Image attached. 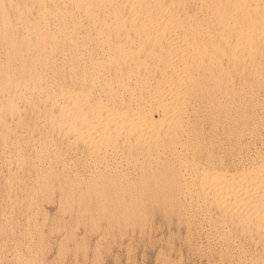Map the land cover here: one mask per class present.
<instances>
[{
    "label": "bare ground",
    "instance_id": "6f19581e",
    "mask_svg": "<svg viewBox=\"0 0 264 264\" xmlns=\"http://www.w3.org/2000/svg\"><path fill=\"white\" fill-rule=\"evenodd\" d=\"M0 167V264L42 243L7 214L27 175L35 220L54 188L80 216L127 198L264 264V0H0Z\"/></svg>",
    "mask_w": 264,
    "mask_h": 264
},
{
    "label": "rangeland",
    "instance_id": "374dc122",
    "mask_svg": "<svg viewBox=\"0 0 264 264\" xmlns=\"http://www.w3.org/2000/svg\"><path fill=\"white\" fill-rule=\"evenodd\" d=\"M221 136L219 128L218 138L222 139ZM0 172L5 173L4 167H0ZM29 178L27 175L22 180L16 192L18 203L12 211L7 209V214L12 217L9 216L14 226L12 234L17 240L26 231L35 239L40 234L42 243L39 251L28 253L29 262L15 261L6 253L3 264H224L221 244L214 241L204 225L188 231L174 215H165L160 210H154L139 223L130 224L122 214L127 198L121 201V206L106 205L101 214L86 212L80 216L74 210L61 209L60 190L54 188L50 198L41 201L43 212L35 220L25 205V196L31 189ZM4 201L5 192L0 185V211L7 208ZM34 221L39 228L37 234L33 231ZM26 253L24 250L22 254Z\"/></svg>",
    "mask_w": 264,
    "mask_h": 264
}]
</instances>
